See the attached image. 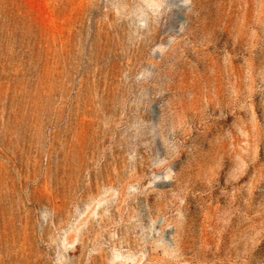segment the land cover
<instances>
[{"label": "rangeland", "instance_id": "1", "mask_svg": "<svg viewBox=\"0 0 264 264\" xmlns=\"http://www.w3.org/2000/svg\"><path fill=\"white\" fill-rule=\"evenodd\" d=\"M0 264H264V0H0Z\"/></svg>", "mask_w": 264, "mask_h": 264}]
</instances>
